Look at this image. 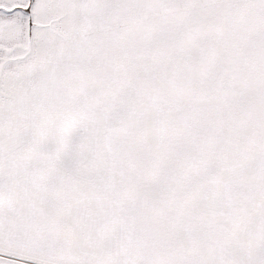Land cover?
Here are the masks:
<instances>
[{"label":"snow or ice","instance_id":"obj_1","mask_svg":"<svg viewBox=\"0 0 264 264\" xmlns=\"http://www.w3.org/2000/svg\"><path fill=\"white\" fill-rule=\"evenodd\" d=\"M0 264H264V0H0Z\"/></svg>","mask_w":264,"mask_h":264}]
</instances>
